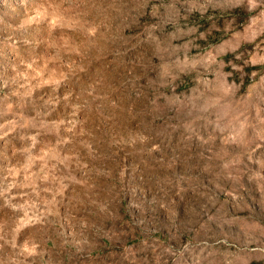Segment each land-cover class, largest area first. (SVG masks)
<instances>
[{
  "label": "rangeland",
  "instance_id": "374dc122",
  "mask_svg": "<svg viewBox=\"0 0 264 264\" xmlns=\"http://www.w3.org/2000/svg\"><path fill=\"white\" fill-rule=\"evenodd\" d=\"M0 264H264V0H0Z\"/></svg>",
  "mask_w": 264,
  "mask_h": 264
}]
</instances>
